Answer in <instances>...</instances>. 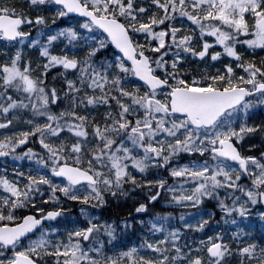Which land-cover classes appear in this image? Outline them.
<instances>
[{
    "label": "snow or ice",
    "instance_id": "obj_1",
    "mask_svg": "<svg viewBox=\"0 0 264 264\" xmlns=\"http://www.w3.org/2000/svg\"><path fill=\"white\" fill-rule=\"evenodd\" d=\"M0 264H264V0H0Z\"/></svg>",
    "mask_w": 264,
    "mask_h": 264
}]
</instances>
